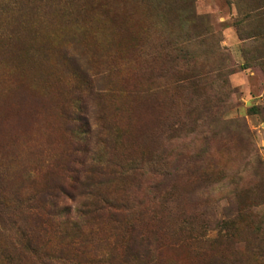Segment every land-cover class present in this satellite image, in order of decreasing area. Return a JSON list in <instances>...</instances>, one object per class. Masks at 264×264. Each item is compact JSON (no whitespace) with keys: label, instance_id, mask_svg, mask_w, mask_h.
Listing matches in <instances>:
<instances>
[{"label":"rangeland","instance_id":"1","mask_svg":"<svg viewBox=\"0 0 264 264\" xmlns=\"http://www.w3.org/2000/svg\"><path fill=\"white\" fill-rule=\"evenodd\" d=\"M84 111L115 137L92 135L96 160L125 172L102 187L125 222L99 235L124 248L136 225L139 252L158 232L166 264H264V0H0V264H35L24 188Z\"/></svg>","mask_w":264,"mask_h":264},{"label":"trees","instance_id":"2","mask_svg":"<svg viewBox=\"0 0 264 264\" xmlns=\"http://www.w3.org/2000/svg\"><path fill=\"white\" fill-rule=\"evenodd\" d=\"M77 71L82 79L88 80L86 72ZM91 86L89 94L99 96L97 92L93 94L95 88ZM65 118V134L70 139L66 154H60L45 167L41 185L33 177L31 184L24 188H32V196L28 199L32 203L25 207L28 222L18 233L19 247L29 254L35 264H64L66 259L81 260L83 264H166L163 259L164 244L158 241V232L153 241L145 240V243L139 244V252L135 250L137 246H132L133 241L143 235L142 231L137 233L136 225L128 228L124 248L118 246L117 241L110 242L112 236L98 234L102 231L104 221L108 220L115 225L125 222L126 205L109 200L102 193L104 185L116 179L117 174L121 178L125 172L122 173L121 169L118 171L117 166L111 169L109 164H100L96 154L88 147L94 134L95 144L100 142L106 149L109 148V143L115 140L111 130L92 131V123L86 111ZM183 160V157H178L171 171L153 168L152 173L161 179L152 184L151 188L160 190L170 174L180 171ZM129 169L133 174L139 170L135 165ZM63 199L79 203L74 217L69 216L71 206L64 208L65 215L59 214L60 201ZM47 238L58 241V250H47Z\"/></svg>","mask_w":264,"mask_h":264}]
</instances>
